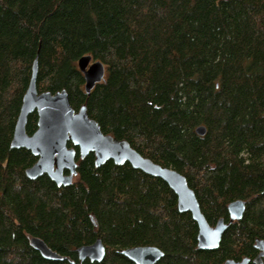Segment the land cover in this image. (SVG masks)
Returning <instances> with one entry per match:
<instances>
[{
    "label": "trees",
    "instance_id": "1",
    "mask_svg": "<svg viewBox=\"0 0 264 264\" xmlns=\"http://www.w3.org/2000/svg\"><path fill=\"white\" fill-rule=\"evenodd\" d=\"M86 54L105 67L89 94L77 66ZM35 57L38 91L66 89L105 134L183 174L209 225L245 200L217 248H198L197 224L174 191L127 162L96 166L74 147L71 184L25 175L37 157L10 142ZM36 126L34 111L26 132ZM32 236L70 261L43 258ZM256 237L264 239V0H0V264H134L120 251L139 245L163 251L156 264H222L253 259ZM96 238L103 260L80 261L76 248Z\"/></svg>",
    "mask_w": 264,
    "mask_h": 264
},
{
    "label": "water",
    "instance_id": "2",
    "mask_svg": "<svg viewBox=\"0 0 264 264\" xmlns=\"http://www.w3.org/2000/svg\"><path fill=\"white\" fill-rule=\"evenodd\" d=\"M77 66L84 78V90L90 93L94 85L104 79L105 67L99 60H94L91 55H82L77 60ZM37 57H35L31 77L23 94L19 113L16 118L10 146L26 148L37 160L25 169V175L35 179L43 174L47 175L57 186H66L72 183L77 174L76 150L80 158L93 153L94 163L99 166L108 160L117 165L129 163L133 168L161 178L174 191L177 196V208L181 212H189L196 222L197 246L200 249H215L218 247L226 228L235 220L242 217L245 210V200L236 199L228 206V221L223 218L214 225H209L201 212L199 202L194 191L188 186L183 174L177 170L162 166L150 158L137 152L127 141L105 134L98 123L92 119L85 104L75 110L69 100L66 89L51 92L38 91L36 87ZM37 114V126L28 134L26 123L31 112ZM196 133L203 135L205 127L199 125ZM72 146H68V143ZM30 245L45 259L69 260L51 249L41 238L30 237ZM254 248L257 255L250 259L227 258L222 264H254L264 262V239L256 237ZM80 261H102L105 256V246L100 238L92 243L83 244L76 248ZM120 253L134 264H156L164 255L163 251L154 245H139L123 248Z\"/></svg>",
    "mask_w": 264,
    "mask_h": 264
},
{
    "label": "flooded vegetation",
    "instance_id": "3",
    "mask_svg": "<svg viewBox=\"0 0 264 264\" xmlns=\"http://www.w3.org/2000/svg\"><path fill=\"white\" fill-rule=\"evenodd\" d=\"M264 262H262L261 264H263ZM249 264H254L252 261Z\"/></svg>",
    "mask_w": 264,
    "mask_h": 264
}]
</instances>
